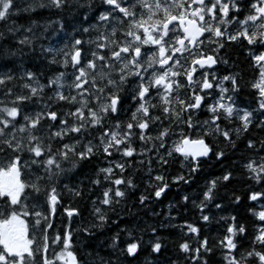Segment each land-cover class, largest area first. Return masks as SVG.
Returning <instances> with one entry per match:
<instances>
[{"label":"snow or ice","instance_id":"snow-or-ice-1","mask_svg":"<svg viewBox=\"0 0 264 264\" xmlns=\"http://www.w3.org/2000/svg\"><path fill=\"white\" fill-rule=\"evenodd\" d=\"M142 258L264 264V0H0V264Z\"/></svg>","mask_w":264,"mask_h":264},{"label":"trees","instance_id":"trees-1","mask_svg":"<svg viewBox=\"0 0 264 264\" xmlns=\"http://www.w3.org/2000/svg\"><path fill=\"white\" fill-rule=\"evenodd\" d=\"M178 168V165H174L172 168V172L174 173L176 171V169ZM219 169L218 168H205V172L204 174L201 176L200 180L197 182V187L203 184V177L206 176L208 173L210 172H217L218 173ZM175 192L176 189L173 188L172 192L169 194L168 199H166L163 204H160L157 207V211L158 212H162V213H167L168 211V204L169 203H174L175 202ZM174 215H176L175 212H173ZM197 213L195 212V210L192 211H184L183 212V216L179 217L178 216V222H183V220L187 219V220H193L196 217ZM145 220H148V217H144ZM158 219V218H155ZM124 225L122 224L121 227H123ZM163 232L167 235L169 230L168 229H164ZM172 235L173 237L175 236V230H172ZM140 264H143V258L141 259Z\"/></svg>","mask_w":264,"mask_h":264}]
</instances>
